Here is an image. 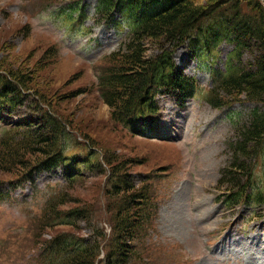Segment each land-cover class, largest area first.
I'll return each mask as SVG.
<instances>
[{
    "label": "rangeland",
    "instance_id": "obj_1",
    "mask_svg": "<svg viewBox=\"0 0 264 264\" xmlns=\"http://www.w3.org/2000/svg\"><path fill=\"white\" fill-rule=\"evenodd\" d=\"M72 1L0 0V68L23 76L26 85L39 92L76 129L68 127L74 134L67 129L71 135L67 139L81 141L80 135L86 134L106 151L135 162L132 169L137 173L154 175L146 190L154 195L159 207L152 237L155 246L148 255L154 264H264V206L249 200L244 206L242 200V207H230L225 202L229 177L223 176L233 157L231 142L238 136L234 123L245 124L253 105L215 109L207 103V95L199 93L181 109L172 98L161 96L163 133L175 143H162L156 136L137 141L124 135L115 123L114 107L102 99L100 85L106 69L118 67L123 61L120 56L102 59L128 39L129 27L124 22L121 26H98L97 0L83 1L89 14L84 23L93 27L91 34L74 29L77 24L66 26L58 20L56 9ZM155 43H146L149 57L155 52ZM187 45L179 46L174 59L187 76H195L197 83L209 89L212 67L192 58ZM228 49L222 46L223 53ZM125 51L123 48L120 54ZM224 56L215 68H223ZM81 90H86L85 94L78 95ZM4 136L0 128V162ZM13 137L30 140L23 135ZM75 144L65 142L71 148ZM33 158L26 155L29 165L25 170L17 166L7 171L0 164V186L5 188L34 169L37 163H32ZM141 159L144 162L140 163ZM258 162V170L253 169L251 177L245 178L250 189L257 188L262 180L261 159ZM107 177L103 172L78 180L71 189L56 186L57 202L64 199L59 209L67 210L75 204L88 207L93 226L111 232L108 220L118 212L120 197L110 196L114 194ZM106 189L107 193L110 190L108 195ZM8 193L0 200V264H60L65 255L55 248L59 238L54 237L47 245L53 236L68 232L86 237L90 233L85 222L71 229L51 221L56 227L44 228L48 222L43 212L47 190L28 198Z\"/></svg>",
    "mask_w": 264,
    "mask_h": 264
},
{
    "label": "trees",
    "instance_id": "obj_2",
    "mask_svg": "<svg viewBox=\"0 0 264 264\" xmlns=\"http://www.w3.org/2000/svg\"><path fill=\"white\" fill-rule=\"evenodd\" d=\"M82 1H72L66 7L61 4L59 14L62 19L73 25L79 23L82 29L92 33L93 27L82 25V19L88 16ZM97 2V25H118L124 19L129 26L128 40L102 59L120 56L123 61L118 67L106 69L108 76H104L100 85L102 99L114 107L115 123L120 125L124 135L137 141H149L156 136L162 143H175L163 133L164 113L158 96L172 98L182 109L198 93H205L207 103L215 109L250 103L253 107L247 122L234 123L238 136L231 142L233 157L223 174L229 177L225 202L232 208L242 205L239 203L242 200L245 205L249 200L264 206V180L260 188L250 189L245 183L253 169L258 170L259 159L264 175V0ZM117 14L122 16L120 20ZM147 42H156L155 52L150 57ZM184 44H188L193 56L212 67L211 89L202 88L195 77L187 76L177 64L175 53ZM223 45L229 47L225 53ZM123 48L126 54L122 55ZM223 55V68H215L214 65L222 62ZM25 80L11 70L0 68V125L5 133L2 168L12 171L22 166L25 170L29 165L25 157L31 155L32 163H37L36 170L64 169L68 176L65 186L69 189L80 179L104 172L108 176L107 184L112 186L110 190L114 195L110 196L120 197L113 222L111 218L108 220L111 232L106 233L105 228L93 226L88 207L75 204L67 210L59 209L64 199L57 202L55 189L52 191L43 209L44 218L48 220L43 227L74 229L85 222L90 230L87 237L68 232L53 236L47 245L53 243L54 237L59 238L55 248L65 255L60 264H154V259L148 255L155 246L152 237L156 234L159 207L154 195L146 191L154 175L137 173L132 169L135 162L106 151L86 134L80 135L81 141L67 139L70 133L74 134L68 127H74L56 113L39 92L27 86ZM85 92L81 90L78 95ZM16 135L30 140L17 141L13 137ZM67 141L76 144L70 149L65 145ZM51 221L56 226L49 223ZM102 254L105 256L99 258Z\"/></svg>",
    "mask_w": 264,
    "mask_h": 264
}]
</instances>
